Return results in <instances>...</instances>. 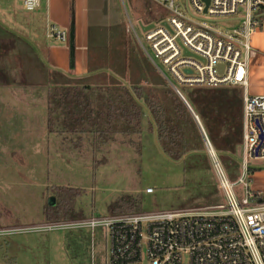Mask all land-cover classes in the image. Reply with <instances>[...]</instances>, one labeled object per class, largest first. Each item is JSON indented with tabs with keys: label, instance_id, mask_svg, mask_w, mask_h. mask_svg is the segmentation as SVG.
I'll use <instances>...</instances> for the list:
<instances>
[{
	"label": "rangeland",
	"instance_id": "obj_1",
	"mask_svg": "<svg viewBox=\"0 0 264 264\" xmlns=\"http://www.w3.org/2000/svg\"><path fill=\"white\" fill-rule=\"evenodd\" d=\"M110 1L118 5L114 4L111 11L118 13L122 28L119 32L111 26L91 27L90 46L95 55L108 54L112 37L118 36L119 54L111 64H114L112 70L107 66L103 70L105 72H93L90 80L95 83L78 80L70 85L117 83L134 95L131 89L133 84L140 89L143 97L147 95L146 89L155 90L161 106H164L161 92L164 87L169 108L173 110L174 104L186 120L181 127L185 144L179 149L180 157L172 159L163 152L144 98L134 96L144 111L140 137L129 135L128 130L123 131L118 125L116 132L103 144L93 143L87 135L78 132L66 131L63 136L51 133L46 122L48 93L44 91L43 100L39 103L40 117L37 118L36 131L0 135V142L5 141L0 146V264H106V242L102 228L93 232L82 228L15 230L52 222L46 221L43 214L46 202L50 203L52 199V189L81 190L74 202L75 215L71 219H63L78 220L114 215L111 208L120 199L134 203L133 211L120 214L184 212L224 204L207 147L214 150L221 162V155H225L232 182L240 175L243 159L242 88L188 87L171 81L170 85L148 59L135 36L136 33L147 49L139 23H158L168 16V11L153 0ZM101 7L102 4L96 11L98 19L103 13ZM213 24L220 30L236 26V23L225 20ZM250 48L251 67L254 70L259 65L255 66V51L251 44ZM157 65L163 70L159 63ZM121 70H124L123 81L112 79L122 74ZM59 77L56 74L53 76L55 85L64 84ZM174 88L189 105L192 114ZM248 95L264 96L253 95L249 89ZM216 96L222 103L213 100ZM180 103L184 105L185 112L181 110ZM151 124L153 127L150 130ZM230 129L235 130L237 139L231 143L232 147L222 141ZM129 139L140 140L138 152L128 145ZM223 145L225 152L220 151L224 150ZM247 167L256 170V176H249L252 179L248 180L249 186L264 195V160L250 159ZM234 191L241 195L243 189L236 187Z\"/></svg>",
	"mask_w": 264,
	"mask_h": 264
},
{
	"label": "built area",
	"instance_id": "obj_2",
	"mask_svg": "<svg viewBox=\"0 0 264 264\" xmlns=\"http://www.w3.org/2000/svg\"><path fill=\"white\" fill-rule=\"evenodd\" d=\"M153 1L164 6L168 16L143 32L147 49L132 29L169 84L243 90V159L236 181L229 179L217 154L207 147L224 204L184 212L59 220L15 230L102 228L106 264H264V195L249 186L247 167L250 159L264 160V96L248 95L250 38L264 0H209L207 6L202 0ZM21 4L32 13L40 9L41 0H21ZM222 20L236 26L223 30L214 26ZM45 36L58 43L69 41V33L50 20ZM236 187L243 189L241 195L234 191Z\"/></svg>",
	"mask_w": 264,
	"mask_h": 264
},
{
	"label": "crops",
	"instance_id": "obj_3",
	"mask_svg": "<svg viewBox=\"0 0 264 264\" xmlns=\"http://www.w3.org/2000/svg\"><path fill=\"white\" fill-rule=\"evenodd\" d=\"M96 1H99L97 5ZM108 1L41 0L40 9L27 13L21 0H0V135L36 131L39 103L44 91L46 94L48 88L55 86V74L70 84L78 80L89 81L93 72H105L106 69L89 70L99 61L91 60L89 50L91 27L111 26L119 32L122 28L118 13L111 11L115 3ZM101 4L103 13H99L98 19L96 11ZM256 15L261 19L255 20L250 44L255 51V66H259L253 70L250 59L248 89L253 95H264V11ZM47 20L69 33L67 44L46 38ZM120 72L122 74L112 79L123 81L124 70ZM13 118L16 120H10ZM0 143L1 146L5 141Z\"/></svg>",
	"mask_w": 264,
	"mask_h": 264
},
{
	"label": "trees",
	"instance_id": "obj_4",
	"mask_svg": "<svg viewBox=\"0 0 264 264\" xmlns=\"http://www.w3.org/2000/svg\"><path fill=\"white\" fill-rule=\"evenodd\" d=\"M263 11L264 10H261L259 12ZM257 19H261V16ZM111 31L114 33L113 29ZM111 44L112 47L108 54L104 52L95 55V52L92 50L93 48L90 47L91 60H99L97 64L90 66V71L104 69L107 66L112 70L114 64H111L119 54L117 35L112 37ZM128 62H130V59ZM163 82L165 83V81ZM131 89L134 95H132L129 89L117 83L110 85L101 83L94 85H70L69 83L55 85L47 91V127L51 133L58 136H63L66 131L69 133L78 132L87 135L91 138L93 143H106L109 138H111L112 134L116 132L115 128L118 125H120L123 131L128 130L129 135L140 137L144 111L135 98H144L155 125L157 141L162 145L163 152L172 159L179 158V149L182 148V144H185L182 139L184 133L181 127L186 124V120L182 116V112H180L174 104H172L173 110L169 108L166 102L167 94L165 93L166 89H164V87L161 91L164 98V101H162L164 106L160 105L155 90L146 89L147 95L143 97L138 87L132 84ZM213 100L222 103L217 96L214 97ZM181 110L183 112L186 110L182 104ZM172 113L173 116L171 117L170 114ZM152 127V124L149 125L150 130ZM235 133V130L233 131L230 129L229 132L224 134L225 136L222 141H224L226 145L231 146V143L237 140ZM128 145L133 147L136 152L140 150V140L134 141L129 139ZM222 148L224 150L220 149V151L225 152V145H223ZM221 158L223 159L222 164L225 166L224 168L227 170L226 172L228 175L230 174V170L229 166L226 164L225 155H221ZM255 172L256 170L254 169H248V173L251 176ZM248 180L251 181L252 179L249 178ZM80 193L81 190L77 188L52 189L53 202H46L43 211L45 220L59 221L71 219L75 215V198L78 197ZM111 209L112 213L115 214L131 212L134 210V203L127 199H120Z\"/></svg>",
	"mask_w": 264,
	"mask_h": 264
},
{
	"label": "water",
	"instance_id": "obj_5",
	"mask_svg": "<svg viewBox=\"0 0 264 264\" xmlns=\"http://www.w3.org/2000/svg\"><path fill=\"white\" fill-rule=\"evenodd\" d=\"M202 1L205 4V6H207L208 3H209V0H202ZM205 11H206V9H204V12ZM139 26H140L141 30L144 32V31H147L152 26V24L143 26L141 23H139ZM70 39H72L71 38V35H70ZM70 63L72 64L73 61L71 60ZM174 90H175V88H174ZM175 92H176L177 96L181 99V101L184 103V105L186 106V108L191 112V109H190L189 105L185 102L184 98L179 94V92L177 90H175ZM191 114H192V112H191ZM52 202H53V199H50V203H52Z\"/></svg>",
	"mask_w": 264,
	"mask_h": 264
}]
</instances>
